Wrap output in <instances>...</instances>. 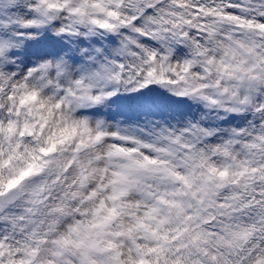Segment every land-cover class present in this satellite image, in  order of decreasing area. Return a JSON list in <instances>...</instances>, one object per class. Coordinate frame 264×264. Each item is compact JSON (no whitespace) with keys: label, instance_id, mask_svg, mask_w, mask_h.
<instances>
[{"label":"snow or ice","instance_id":"snow-or-ice-1","mask_svg":"<svg viewBox=\"0 0 264 264\" xmlns=\"http://www.w3.org/2000/svg\"><path fill=\"white\" fill-rule=\"evenodd\" d=\"M0 264H264V0H0Z\"/></svg>","mask_w":264,"mask_h":264}]
</instances>
